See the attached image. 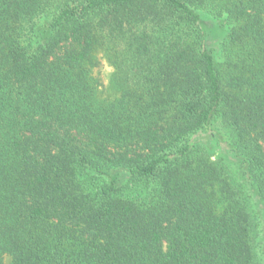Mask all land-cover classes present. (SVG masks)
<instances>
[{
    "label": "trees",
    "instance_id": "16d2710c",
    "mask_svg": "<svg viewBox=\"0 0 264 264\" xmlns=\"http://www.w3.org/2000/svg\"><path fill=\"white\" fill-rule=\"evenodd\" d=\"M264 0H0V264H264Z\"/></svg>",
    "mask_w": 264,
    "mask_h": 264
},
{
    "label": "rangeland",
    "instance_id": "374dc122",
    "mask_svg": "<svg viewBox=\"0 0 264 264\" xmlns=\"http://www.w3.org/2000/svg\"><path fill=\"white\" fill-rule=\"evenodd\" d=\"M264 212V211H263ZM262 244L264 247V214H263V232H262Z\"/></svg>",
    "mask_w": 264,
    "mask_h": 264
}]
</instances>
